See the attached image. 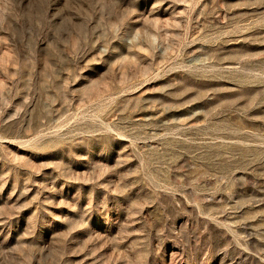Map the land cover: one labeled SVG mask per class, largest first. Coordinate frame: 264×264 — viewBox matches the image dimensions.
Segmentation results:
<instances>
[{
    "label": "rangeland",
    "instance_id": "374dc122",
    "mask_svg": "<svg viewBox=\"0 0 264 264\" xmlns=\"http://www.w3.org/2000/svg\"><path fill=\"white\" fill-rule=\"evenodd\" d=\"M0 264H264V0H0Z\"/></svg>",
    "mask_w": 264,
    "mask_h": 264
}]
</instances>
